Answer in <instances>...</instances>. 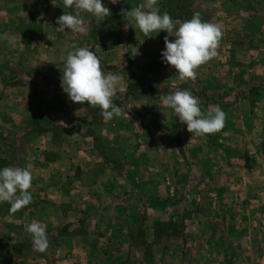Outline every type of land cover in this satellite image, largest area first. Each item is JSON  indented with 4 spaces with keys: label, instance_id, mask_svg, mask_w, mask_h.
<instances>
[{
    "label": "crops",
    "instance_id": "0c3cea01",
    "mask_svg": "<svg viewBox=\"0 0 264 264\" xmlns=\"http://www.w3.org/2000/svg\"><path fill=\"white\" fill-rule=\"evenodd\" d=\"M40 2L29 6L22 3L23 9H29V15H34L29 19L24 14L23 18L0 20V133L11 130L12 121L21 120L20 117L12 119L13 109L24 115L22 105L28 98L29 72L35 75L36 87L32 89L36 90L38 102L43 106L59 105L74 113L76 107L82 105L70 101L61 87L64 65L60 58L76 48L90 49L100 57L105 73L121 77L124 91L118 92L113 100L121 98L123 101L127 97L132 108L128 113L121 108L120 117L104 118L98 129L95 126L98 132L121 134L119 140L123 149H84L83 162L70 159V153L64 159V149L59 151L60 157L47 161L37 156L44 149H16L20 155L27 152L35 155L31 160L20 156V163H15L32 173L29 190L32 204L21 209L19 216H16L17 211L4 210L0 264H181L182 255L178 258L175 253L178 245L182 247L180 243L165 240L161 244L162 257L148 259L144 256L145 247L132 238L142 202L154 197L143 195L134 187L145 184V176L151 175L149 169L154 170L159 153L166 155L170 151L156 149L161 144L156 136L157 125L170 120L169 112L161 108V101L138 92L154 86L170 92L215 91L222 88L220 84H224L225 79L227 88L236 90L235 75L229 65L240 63L247 69L250 65H259L263 58L261 50V54L257 53L259 59L253 58L251 47L253 43H264L263 13L256 12L264 9L263 0H159L161 13L168 12L174 20L185 21L184 5L191 18L199 13L203 22L221 27L218 55L198 67L195 80H181L172 66L162 63L160 54L165 47L166 32L161 31L154 38L145 37L130 17L123 16L122 8L131 10L145 0H118L116 4L103 0L111 12L104 21L74 8H65L61 0ZM43 5L49 9L44 11ZM64 11L81 16L86 26L83 34L59 30L56 21ZM34 37L36 45L31 48L29 43ZM174 39L169 37V40ZM17 66L27 75L16 77L19 85L10 90L5 83L10 70ZM230 78H233L232 84ZM2 109L4 115H1ZM3 134L8 136L5 131ZM127 143L133 147L140 143L153 149H125ZM70 150L75 149H66ZM106 154L114 157L107 158ZM146 215L145 230L150 234L157 218L165 217L154 211H147ZM33 222L46 225L49 247L44 253L34 250L32 237L26 231ZM16 245L19 248L15 250Z\"/></svg>",
    "mask_w": 264,
    "mask_h": 264
},
{
    "label": "rangeland",
    "instance_id": "374dc122",
    "mask_svg": "<svg viewBox=\"0 0 264 264\" xmlns=\"http://www.w3.org/2000/svg\"><path fill=\"white\" fill-rule=\"evenodd\" d=\"M40 1L57 3L56 0H0V20L19 19L25 15L29 19L34 15H29L31 11H25L22 3L29 6L42 3ZM46 7L41 6L44 11L49 9ZM182 11L186 13L185 20H190V11L184 5ZM256 12L263 13L264 20V9ZM31 28L29 25L30 35ZM32 39L29 41L31 48L36 45L35 37ZM251 47L253 58L257 60L261 50V65H250L246 69L244 64H230L236 90L228 89L225 79L218 90L191 91L198 97L202 112L219 106L226 113L221 131L192 135L187 125L179 122L168 108L170 120L158 123L156 136L161 144L156 149L170 151L166 155L160 152L154 170L149 169L152 176H145V184L134 187L141 194L156 198L142 202L138 226L132 235L135 243L145 247V258L162 257L161 244L172 240L182 245L175 251L178 258L182 255L181 264H264V43H253ZM13 68L5 83L10 90L19 85L16 77L27 75L22 72L23 68ZM27 79L29 92L22 105L24 115L13 109L12 119L20 117L21 120L17 121L18 118L15 123L11 120V130L0 133V168L18 167L15 163H20V156L29 160L35 157L30 152L20 155L16 149H44L37 156L45 161L60 157L59 151L64 149V159L70 153V159L81 162L85 160L84 149H123L119 140L121 134L97 131L104 119L99 107L86 103L78 105L73 113L59 105L43 106L38 102L36 90L32 89L36 87L35 75L29 72ZM232 82L230 78V84ZM165 91L154 86L138 93L160 102L163 96L174 92ZM118 101L123 102L118 107L125 113L132 108L127 97L123 101L118 98ZM4 131L8 136H4ZM66 149L75 150L67 152ZM125 149L153 148L140 143L133 147L127 143ZM106 157L112 159L114 156L106 154ZM143 172L145 175L147 171ZM0 205L1 231L5 222L3 212L9 210L10 205L7 202ZM20 210L16 216L20 215ZM147 211L165 217L157 218L150 234L145 230ZM13 220L18 218L13 217ZM1 247L3 249V244ZM18 248L19 245L14 247Z\"/></svg>",
    "mask_w": 264,
    "mask_h": 264
},
{
    "label": "clouds",
    "instance_id": "9594fccd",
    "mask_svg": "<svg viewBox=\"0 0 264 264\" xmlns=\"http://www.w3.org/2000/svg\"><path fill=\"white\" fill-rule=\"evenodd\" d=\"M112 4L118 0H110ZM65 8L76 9L80 13L91 14L97 20L111 14L103 0H62ZM123 16L130 17L145 37L154 38L161 31L164 37V49L161 51L162 63L172 66L181 80L197 78L199 66L217 57V48L222 38L218 24L203 22L199 13L190 20H174L168 12L161 13L159 0H145V3L131 10L121 9ZM59 30H71L83 34L86 31L84 20L78 14L65 12L56 21ZM155 34V35H153ZM169 37H175L169 40ZM14 43V41H10ZM64 71L61 87L70 101L87 103L101 109L105 119L121 116V108L113 98L124 87L121 77L114 73H105L101 60L88 48H76L62 56ZM161 105L170 109L174 115L187 125V131L196 136L211 135L221 131L226 121V113L215 106L207 113L202 112L198 97L191 91H175L161 98ZM32 173L27 168H0V203L7 202L9 211L15 213L32 203ZM31 235L35 251L44 253L49 247L46 225L33 222L26 227Z\"/></svg>",
    "mask_w": 264,
    "mask_h": 264
},
{
    "label": "trees",
    "instance_id": "16d2710c",
    "mask_svg": "<svg viewBox=\"0 0 264 264\" xmlns=\"http://www.w3.org/2000/svg\"><path fill=\"white\" fill-rule=\"evenodd\" d=\"M133 90L130 88V91L129 92H132ZM165 92H168V91H165ZM114 103L118 106L119 105V102L118 101H114ZM165 223H163L162 225H164Z\"/></svg>",
    "mask_w": 264,
    "mask_h": 264
}]
</instances>
